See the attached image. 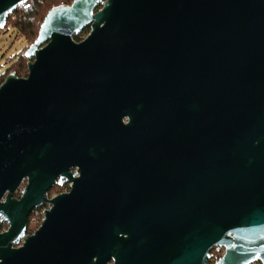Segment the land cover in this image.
<instances>
[{"label": "water", "instance_id": "95a60500", "mask_svg": "<svg viewBox=\"0 0 264 264\" xmlns=\"http://www.w3.org/2000/svg\"><path fill=\"white\" fill-rule=\"evenodd\" d=\"M27 1L0 0V29ZM24 55L0 85V264H206L213 247L264 264V0H72Z\"/></svg>", "mask_w": 264, "mask_h": 264}, {"label": "trees", "instance_id": "16d2710c", "mask_svg": "<svg viewBox=\"0 0 264 264\" xmlns=\"http://www.w3.org/2000/svg\"><path fill=\"white\" fill-rule=\"evenodd\" d=\"M69 3V0H28L25 4L17 7L14 12L8 16V23L2 32H5L8 27L14 28L17 33H21V36L25 41V46L19 50L12 60L9 61L10 66L5 71H11L14 67H16L15 73L17 76L21 77L26 73L27 58L25 57L24 52H22V50L27 46L26 42L28 41V43H30L35 40L39 26L45 14L51 7ZM88 29L89 28L87 27L84 31H88ZM73 38L76 41H80V35H74ZM2 81L3 77L2 74H0V83Z\"/></svg>", "mask_w": 264, "mask_h": 264}, {"label": "flooded vegetation", "instance_id": "af4514ba", "mask_svg": "<svg viewBox=\"0 0 264 264\" xmlns=\"http://www.w3.org/2000/svg\"><path fill=\"white\" fill-rule=\"evenodd\" d=\"M24 187H25V182H22V184L19 186V188L14 192L13 198L18 199L20 197V194L22 193ZM57 188H59L61 190L55 191ZM68 190H69V183H64V184H60V185L55 184L54 186H52L48 190L47 196H48V198H52L55 195L67 192ZM2 201H4V199H2ZM48 207H49V204H42V205L34 207L30 210V212L28 213V215L26 217V226H25L24 236L32 235L38 229V227L40 226V224L43 220V217H44V210L47 209ZM34 223L37 224V226L35 227L34 230L30 231V226L33 225ZM7 229H8V222L7 221H3L2 223L0 222V233L5 232ZM22 242H23V240L20 239L19 246H21ZM14 246H17V245H14ZM220 252L224 253V249L222 247L219 249H217V247H213L209 251L210 258L208 259L206 264H214L216 258H218L220 255H222V254H220ZM255 262L259 263L257 261H255ZM255 262H253V263H255ZM112 263H113L112 259H110L107 262V264H112Z\"/></svg>", "mask_w": 264, "mask_h": 264}, {"label": "rangeland", "instance_id": "374dc122", "mask_svg": "<svg viewBox=\"0 0 264 264\" xmlns=\"http://www.w3.org/2000/svg\"><path fill=\"white\" fill-rule=\"evenodd\" d=\"M69 1H70V3L72 2V0H69ZM7 23H8V21L6 22L5 26L7 25ZM3 29L4 28L0 29V74H2L3 81H4L5 77L10 72L9 70L5 71L10 66L9 61L12 60L13 57L19 52V50H21L25 46V41H24L23 37L21 36V33H17V31L14 28L8 27L5 32H2ZM88 32H89V29H88V31H84V29H83L79 33L80 40L85 38L87 36ZM31 42H33V41H31ZM30 43H28V41H27L26 42L27 46ZM27 46L22 50V52H24V50L27 48ZM15 69H16V67H14L11 71L15 72ZM26 74H27V67H26V73L24 75H22L21 77L26 76ZM1 83H0V85H1ZM58 190H61V189L57 188L55 191H58ZM36 226H37V224H35V223L33 225H31L30 231L34 230ZM220 254H223V252L222 253L220 252Z\"/></svg>", "mask_w": 264, "mask_h": 264}, {"label": "bare ground", "instance_id": "6f19581e", "mask_svg": "<svg viewBox=\"0 0 264 264\" xmlns=\"http://www.w3.org/2000/svg\"><path fill=\"white\" fill-rule=\"evenodd\" d=\"M87 28V27H86ZM88 28H89V26H88ZM85 29V28H84ZM258 262V261H257ZM260 263V262H259Z\"/></svg>", "mask_w": 264, "mask_h": 264}]
</instances>
